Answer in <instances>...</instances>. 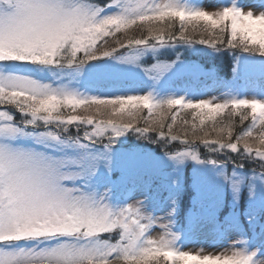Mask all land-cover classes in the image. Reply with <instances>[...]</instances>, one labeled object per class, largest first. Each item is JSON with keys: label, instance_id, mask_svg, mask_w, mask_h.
<instances>
[{"label": "snow or ice", "instance_id": "6c2138e0", "mask_svg": "<svg viewBox=\"0 0 264 264\" xmlns=\"http://www.w3.org/2000/svg\"><path fill=\"white\" fill-rule=\"evenodd\" d=\"M0 264H264V0H0Z\"/></svg>", "mask_w": 264, "mask_h": 264}, {"label": "rangeland", "instance_id": "374dc122", "mask_svg": "<svg viewBox=\"0 0 264 264\" xmlns=\"http://www.w3.org/2000/svg\"><path fill=\"white\" fill-rule=\"evenodd\" d=\"M215 2V0H206L205 3H212ZM208 10H212V9H208ZM174 58V57H172ZM206 60H203L205 59ZM184 59L186 62L188 63H200L203 64L205 67H209L211 64V62H216L217 66L221 67V74L222 75H230V62L228 60V56H225L223 61H218V60H212L211 58L207 57L206 55L198 52V51H186L184 53ZM183 66H181L180 68L177 69V72L174 73L167 81H165L164 85H162L163 88L168 89V88H173V84H175L176 82H178L179 80H181V82L186 84V87L184 88H179V89H175L180 93H189L192 88H193V84L190 80L186 79L183 75ZM174 89V88H173ZM182 116L185 115L184 113L181 114ZM190 118V117H189ZM122 146H129V147H133L135 146V142L134 141H130L128 144L122 145ZM146 148L149 147H153V146H145ZM122 148H127V147H122ZM192 169V164L191 162L188 163L187 167H186V172L188 173V170ZM187 203V201H186ZM181 217H182V212H181ZM180 224H181V220H180Z\"/></svg>", "mask_w": 264, "mask_h": 264}, {"label": "trees", "instance_id": "16d2710c", "mask_svg": "<svg viewBox=\"0 0 264 264\" xmlns=\"http://www.w3.org/2000/svg\"><path fill=\"white\" fill-rule=\"evenodd\" d=\"M119 35V34H118ZM190 119V118H189Z\"/></svg>", "mask_w": 264, "mask_h": 264}]
</instances>
